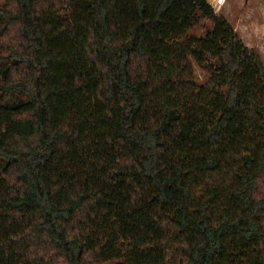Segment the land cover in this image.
I'll use <instances>...</instances> for the list:
<instances>
[{"label":"trees","instance_id":"obj_1","mask_svg":"<svg viewBox=\"0 0 264 264\" xmlns=\"http://www.w3.org/2000/svg\"><path fill=\"white\" fill-rule=\"evenodd\" d=\"M263 176L264 62L209 0L0 3V264H264Z\"/></svg>","mask_w":264,"mask_h":264},{"label":"rangeland","instance_id":"obj_2","mask_svg":"<svg viewBox=\"0 0 264 264\" xmlns=\"http://www.w3.org/2000/svg\"><path fill=\"white\" fill-rule=\"evenodd\" d=\"M209 2L216 13L224 15L229 20L243 43L259 52L264 62V0H209ZM209 27V20L200 18L191 27L190 32L202 35ZM194 72L198 84L206 81L207 72L196 64ZM259 192L264 194V176L259 183Z\"/></svg>","mask_w":264,"mask_h":264}]
</instances>
